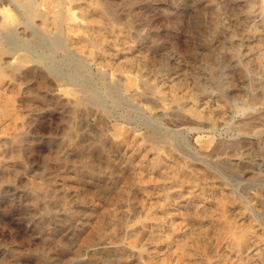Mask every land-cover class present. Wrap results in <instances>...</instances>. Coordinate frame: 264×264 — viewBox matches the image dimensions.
<instances>
[{"label":"rangeland","instance_id":"374dc122","mask_svg":"<svg viewBox=\"0 0 264 264\" xmlns=\"http://www.w3.org/2000/svg\"><path fill=\"white\" fill-rule=\"evenodd\" d=\"M18 2L0 0V264H264V0Z\"/></svg>","mask_w":264,"mask_h":264},{"label":"bare ground","instance_id":"6f19581e","mask_svg":"<svg viewBox=\"0 0 264 264\" xmlns=\"http://www.w3.org/2000/svg\"><path fill=\"white\" fill-rule=\"evenodd\" d=\"M47 1H48V0H47ZM88 1H89V0H88ZM93 1H94V0H93ZM49 2H50V1H49ZM52 2H53V1H52ZM62 2H63V1H62ZM76 2H77V1H76ZM99 2H100V1H99ZM0 4H1V3H0ZM12 4H13V6L16 5V4L14 5V3H12ZM18 4H19L21 7H23L25 10H27V12H29V11L32 12V11L36 8V6H37V0H19ZM58 4H59V3H58ZM70 5H71V4H70ZM87 5H88V4H87ZM89 5H90V4H89ZM20 6L16 5V7H20ZM58 6H59V5H58ZM90 6H92V5H90ZM99 6H100V5H99ZM11 7H12V6H11ZM51 7H52V6H51ZM7 8H8V7H7ZM23 8H22V9H23ZM41 8H42V7H41ZM79 8H80V7H79ZM86 8H88V7H86ZM92 8H93V7H92ZM99 8H100V7H99ZM10 9H11V8H10ZM32 9H33V10H32ZM88 9H89V8H88ZM12 10H13V9H12ZM7 11H8V9H7ZM14 11H15V10H14ZM20 11H21V9L19 10V12H20ZM65 11H66V10H65ZM89 11H90V10H89ZM91 11H92V10H91ZM95 11H96V10H95ZM99 11H100V10H99ZM17 12H18V11H17ZM17 12H16V13H17ZM23 12H24V10H23ZM84 12H85V11H84ZM6 13H7V12H6ZM23 14H24V13H23ZM26 14H27V13H26ZM52 14H53V13H52ZM56 14H57V13H56ZM64 14H65V13H63L62 15H64ZM90 14H91V13H90ZM94 14H95V13H94ZM104 14H105V13H104ZM109 14H110V13H109ZM10 15H11V14H10ZM18 15H19V14H18ZM92 15H93V13H92ZM19 16H20V15H19ZM29 16H30V15H29ZM82 16H83V15H82ZM115 16H116V15H115ZM76 17H77V15H76ZM87 17H88V15H87ZM97 17H98V15H97ZM93 18H94V17H93ZM100 18H101V17H100ZM7 19H8V18H7ZM47 19H49V18H47ZM66 19H67V18H66ZM78 19H79V18H78ZM111 19H112V18H111ZM23 20H24V19H23ZM44 20H45V19H44ZM104 20H105V19H104ZM17 21H18V19H17ZM46 21H47V20H46ZM48 21H49V20H48ZM4 22H5V21H4ZM98 22H99V21H98ZM107 22H108V21H107ZM114 22H115V21H114ZM20 23H22V22H20ZM46 23H47V22H46ZM82 23H83V22H82ZM51 24H52V23H51ZM115 24H116V23H115ZM41 25H42V24H41ZM49 25H50V24H49ZM70 25H72V24H70ZM110 25H111V24H110ZM52 26H53V25H52ZM13 27H14V26H13ZM19 27H20V26H19ZM89 27H90V26H89ZM92 27H93V26H92ZM7 28H8V27H7ZM50 28H51V27H50ZM13 29H14V28H13ZM52 29H53V28H52ZM92 29H93V28H92ZM95 29L97 30V28H95ZM95 29H94V30H95ZM100 29H101V27H100ZM94 30H93V31H94ZM108 30H109V29H108ZM110 30H111V29H110ZM10 31H11V30H10ZM71 31H72V30H71ZM103 31H105V30H103ZM103 31H102V32H103ZM106 31H107V30H106ZM115 31H116V30H115ZM74 32H75V31H74ZM120 32H121V31H120ZM46 33H47V32H46ZM83 33H84V32H83ZM105 34H106V33H105ZM110 34H111V33H110ZM123 34H124V33H123ZM82 35H84V34H82ZM106 35H107V34H106ZM103 36H104V35H103ZM103 36H102V37H103ZM107 36H108V35H107ZM128 36H129V35H128ZM256 36H257V35H256ZM258 36H259V35H258ZM260 36H261V35H260ZM100 37H101V36H100ZM102 37H101V38H102ZM104 37H105V36H104ZM116 37H117V35H116ZM11 39H12V38H11ZM113 39H114V38H113ZM119 40H120V39H119ZM124 40H126V39H124ZM124 40H123V41H124ZM96 41H97V40H96ZM115 41H116V40H115ZM11 42H12V41H11ZM73 42H75V41H73ZM121 42H122V41H121ZM80 43H81V41H80ZM114 43H115V42H114ZM88 44H89V43H88ZM88 44H87V45H88ZM92 44H93V43H92ZM104 44H105V43H104ZM111 44H112V43H111ZM115 44H116V43H115ZM90 45H91V44H90ZM119 45H120V43H119ZM119 45H118V46H119ZM126 45H127V44H126ZM121 46H122V45H121ZM96 47H97V46H96ZM124 47H125V46H124ZM128 47H129V46H128ZM97 48H98V47H97ZM107 48H108V47H107ZM94 49H95V48H94ZM112 49H113V48H112ZM91 50H93V48H91ZM124 50H125V49H124ZM107 51H108V50H107ZM107 51H106V52H107ZM18 52H19V51H18ZM108 52H109V51H108ZM0 53H1V52H0ZM19 53H20V52H19ZM23 53H24V52H23ZM25 53H26V52H25ZM117 53H118V52H117ZM129 53H130V52H129ZM21 54H22V53H21ZM21 54H19V55H21ZM97 54H98V53H97ZM130 54H131V53H130ZM2 55H3V54H2ZM2 55H1V56H2ZM23 55H24V54H23ZM26 55H27V54H26ZM128 55H129V54H128ZM5 56H6V55H5ZM100 56H102V55H100ZM112 56H113V55H112ZM124 56H125V55H124ZM124 56H123V57H124ZM2 57H3V56H2ZM8 57H9V56H8ZM0 58H1V57H0ZM99 58H100V57H99ZM128 58H130V57L128 56ZM128 58H127V59H128ZM19 59H20V58H19ZM95 59H96V58H95ZM110 59H112V58H110ZM132 59H133V58H132ZM21 60H22V59H21ZM92 60H93V59H92ZM101 60H102V59H101ZM113 60H114V59H113ZM262 60H264V59H262ZM14 61H16V60H14ZM19 61H20V60H19ZM27 61H28V60H27ZM108 61H109V59H108ZM2 62H3V61H2ZM21 63H22V62H21ZM130 63H131V62H130ZM1 65H2V64H1ZM3 66H4V65H3ZM3 66H2V67H3ZM7 66H9V64H8ZM5 68H6V67H5ZM5 68H4V69H5ZM18 70H19V69H18ZM28 70H29V69H28ZM32 70H33V69H32ZM127 70H128V69H127ZM127 70H126V71H127ZM19 71H20V70H19ZM19 71H18V72H19ZM30 71H31V70H30ZM3 72H4V71H3ZM4 73H5V72H4ZM2 74H3V73H2ZM13 74H14V73H13ZM7 75H8V74H7ZM16 75H17V74H16ZM28 75H29V74H28ZM10 76H11V75H10ZM10 76H8V77H10ZM31 76H32V74H31ZM34 76H35V75H34ZM129 76H130V74H129ZM123 77H125V76H123ZM15 78H16V77H15ZM27 78H28V77H27ZM38 78H39V77H38ZM127 80H128V79H127ZM0 81H2V80H0ZM136 81H137V80H136ZM136 81H135V82H136ZM4 83H5V82H4ZM31 85H32V84H31ZM9 86H10V85H9ZM19 86H20V84H19ZM132 86H133V85H132ZM21 87H22V86H21ZM9 88H10V87H9ZM13 88H14V87H13ZM19 88H20V87H19ZM15 89H16V88H15ZM24 89H25V88H24ZM156 89H157V88H156ZM0 90H1V89H0ZM4 90H5V89H3V91H4ZM12 90H14V89H12ZM22 90H23V89H22ZM151 90H152V89H151ZM157 90H158V89H157ZM3 91H1V92H3ZM20 91H21V90H20ZM154 91H155V90H154ZM133 93H134V91H133ZM155 93H156V92H155ZM163 93H165V92H163ZM3 94H5V93H3ZM8 94H9V93H8ZM8 94H7V95H8ZM173 94H175V93H173ZM20 95H21V94H20ZM158 95H159V94H158ZM167 95H168V94H167ZM159 96H160V95H159ZM188 96H189V95H188ZM0 97H1V96H0ZM6 97L8 98V96H6ZM9 97H11V96H9ZM138 97H139V96H138ZM174 97H175V96H174ZM4 98H5V97H4ZM23 98H24V97H23ZM51 98H52V97H51ZM14 99H15V98H14ZM28 99H29V98H28ZM3 100H4V99H3ZM3 100L0 101V104H1V102H2L1 105H3V103H4ZM8 100H9V99H8ZM8 100H7V102H8ZM15 100H16V99H15ZM20 100H21V99H20ZM22 100H23V99H22ZM52 100H53V99H52ZM56 100H57V99H56ZM5 101H6V100H5ZM23 101H24V100H23ZM161 102H162V101H161ZM10 103H11V101H10ZM12 103H13V102H12ZM157 103H158V102H157ZM177 103H178V102H177ZM185 103H187V101H186ZM7 104L9 105V103H7ZM15 104H16V103H15ZM178 104H179V103H178ZM1 105H0V106H1ZM161 105H162V104H161ZM209 105H210V103H209ZM3 106H4V108H5V106H7V105H6V102H5V105H3ZM159 106H160V104H159ZM163 106H165V105H163ZM163 106H162V107H163ZM176 106H177V105H176ZM215 107H216V106H215ZM217 107H218V106H217ZM2 108H3V107H2ZM2 108H1V109H2ZM7 108H8V107H7ZM7 108H6V109H7ZM11 108H14V107H11ZM11 108H10L9 110H11ZM20 108H21V107H20ZM177 108H178V106H177ZM211 108H212V107H211ZM213 108H214V107H213ZM174 109H175V108H174ZM207 109H208V108H207ZM2 110H4V109H2ZM13 110H14V109H13ZM15 111H16V110H15ZM18 111H19V110H18ZM71 111H72V110H71ZM71 111H70V112H71ZM185 111H186V110H185ZM7 112H8V110H7ZM12 112H13V111H12ZM21 112H22V111H20L19 113H21ZM29 112H30V111H29ZM31 112H32V111H31ZM64 112H65V111H64ZM217 112H218V111H217ZM8 113H10V112H8ZM19 113H18V114H19ZM175 113H176V112H175ZM3 114H5V113H3ZM170 114H171V113H170ZM179 114H180V113H179ZM185 114H186V113H185ZM220 114H222V113H220ZM9 115L12 117V118L10 117L11 119L14 118V117L12 116V114H9ZM14 116H16V115H14ZM181 116H182V115H181ZM183 116H184V115H183ZM197 116H199V115H197ZM217 116H218V115H217ZM17 117H18V115H17ZM176 117H177V116H176ZM10 118H9V119H10ZM22 118H23V117H22ZM22 118H21V119H22ZM186 118L188 119V117H186ZM6 119H7V118H6ZM18 119H20V118L18 117ZM7 120H8V119H7ZM17 121H18V120H17ZM188 121H190V120H188ZM8 122H9V121H8ZM13 122H14V121H13ZM15 122H16V121H15ZM6 123H7V122H6ZM6 123H5V124H6ZM10 123H11V126H12V121H11ZM17 123H18V122H17ZM20 123H21V122H20ZM250 123H251V122H250ZM3 124H4V122H3ZM13 124H14V123H13ZM195 124H196V123H195ZM17 125H18V124H17ZM182 125H183V124H182ZM0 126H1V125H0ZM14 126H15V125H14ZM20 126H21V125H20ZM200 126H202V124H200ZM12 127H13V126H12ZM12 127H11V128H12ZM15 127H16V126H15ZM17 127H18V126H17ZM19 128H20V127H19ZM9 129H10V128H9ZM0 130H1V129H0ZM2 130H3V129H2ZM11 130H12V129H11ZM20 130H21V129H20ZM72 130H74V129H72ZM0 132H1V131H0ZM6 132H7V131H6ZM19 132H20V131H19ZM23 132H24V131H23ZM70 132H71V131H70ZM13 133H14V129H13ZM20 133H21V132H20ZM0 134L5 135L4 132H2V133H0ZM17 134H18V133H17ZM133 137H134V136H133ZM4 138H5V137H4ZM10 138H11V137H10ZM112 139H113V137H112ZM9 140H10V139H9ZM19 140H20V139H19ZM19 140H18V141H19ZM117 140H118V139H117ZM123 141H124V140H123ZM11 142H12V141H11ZM3 143H4V142H3ZM5 143H6V142H5ZM5 143H4V144H5ZM7 143H8V142H7ZM9 143H10V142H9ZM9 143H8V144H9ZM68 143H69V142H68ZM1 145H2V144H1ZM73 145H74V144H73ZM115 145H116V144H115ZM134 145H135V144H134ZM10 146H12V145H10ZM67 146H68V145H67ZM99 146H100V145H99ZM16 147H17V146H16ZM130 147H131V146H130ZM144 147H145V146H144ZM17 148H18V147H17ZM67 148H68V147H67ZM67 148H66V149H67ZM101 148H102V147H101ZM137 148H139V147H137ZM165 148H166V147H165ZM20 149H21V148H20ZM121 149H122V148H121ZM124 149H125V148H124ZM170 149H171V148H170ZM77 150H78V149H77ZM140 150H141V149H140ZM155 150H156V149H155ZM0 151H1V150H0ZM102 151H103V150H102ZM118 151H119V150H118ZM127 151H128V150H127ZM145 151H146V149H145ZM170 151H171V150H170ZM3 152H4V151H3ZM66 152H67V151H66ZM69 152H70V151H69ZM93 152H94V150H93ZM135 152H136V151H135ZM148 152H149V151H148ZM156 152H157V150H156ZM163 152H164V151H163ZM166 152H167V151H166ZM171 152H172V151H171ZM153 153H154V152H153ZM153 153H152V154H153ZM167 153H168V152H167ZM150 154H151V153H150ZM163 154H164V153H163ZM169 154H170V153H169ZM74 155H75V154H74ZM101 155H102V154H101ZM155 155H156V154H155ZM102 156H103V155H102ZM140 156H141V155H140ZM148 156H149V154H148ZM174 157H175V155H174ZM107 158H108V157H107ZM132 158H133V157H132ZM171 158H172V157H171ZM176 158H177V157H176ZM180 158H181V157H180ZM160 159H161V158H160ZM164 159H165V158H164ZM178 159H179V158H178ZM132 160H133V159H132ZM182 160H183V159H182ZM185 160H187V159H185ZM148 161H149V160H148ZM162 161H163V158H162ZM171 161H172V160H171ZM179 161H180V160H179ZM145 162H146V161H145ZM158 162H159V161H158ZM166 162H167V161H166ZM171 163H172V162H171ZM189 163H190V162H189ZM125 164H126V163H125ZM127 164H128V163H127ZM149 164H150V163H149ZM141 165H142V164H140L139 166L141 167ZM143 165H144V164H143ZM143 165H142V166H143ZM147 165H148V164H147ZM155 165H156V164H154V166H155ZM161 165H162V164H161ZM183 165H184V164H183ZM193 165H194V164H193ZM145 166H146V165H145ZM163 166H165V165H163ZM166 166H167V165H166ZM172 166H173V165H172ZM3 167H4V166H3ZM149 167L151 168L150 165H149ZM149 167H146V168H149ZM175 167H176V166H175ZM194 167H195V166H194ZM124 168H125V167H124ZM157 168H158V167H157ZM176 168H177V167H176ZM180 168H181V167H180ZM184 168H185V167H184ZM201 168H202V167H201ZM155 169H156V168H155ZM181 169H182V168H181ZM193 169H194V168H193ZM198 169H199V168H198ZM138 170H139V169H138ZM147 170H148V169H147ZM152 170H153V168H152ZM158 170H159V169H158ZM183 170H184V169H183ZM183 170H182V171H183ZM141 171H143V170H141ZM161 171H162V170H161ZM169 171H171V170H169ZM148 172H149V171H148ZM183 172H185V171H183ZM187 172H188V171H187ZM143 173H144V172H143ZM153 173H154V172H153ZM176 173L178 174V172H176ZM176 173H175V174H176ZM185 173H186V172H185ZM155 174H156V173H155ZM157 174H158V173H157ZM186 174H188V173H186ZM159 175H160V174H159ZM178 176H179V175H178ZM189 176H190V175H189ZM205 176L207 177L208 175L205 174ZM144 177H145V176H144ZM161 177H162V176H161ZM161 177H160V178H161ZM184 177H186V176H184ZM195 177H196V175H195ZM215 177H216V176H215ZM190 178H191V177H190ZM211 178H213V177H211ZM165 179H166V178H165ZM192 179H193V176H192ZM192 179H191V180H192ZM138 180H139V179H138ZM192 181H193V180H192ZM196 181H197V180H196ZM196 181H194V182L196 183ZM175 182H176V181H175ZM179 182H180V181H179ZM197 182H198V181H197ZM185 183H186V182H185ZM199 183H200V182H199ZM196 184H197V183H196ZM211 184H212V183H211ZM211 184H210V185H211ZM168 185H169V184H168ZM168 185H167V186H168ZM174 185H175V184H174ZM222 185H223V184H222ZM157 186H159V185H157ZM165 186H166V185H165ZM178 186H179V185H178ZM171 187H172V186H171ZM184 187H185V186H184ZM199 187H200V185H199ZM139 188H141V187H139ZM143 188H144V187H143ZM188 188H189V186H188ZM164 189H165V188H164ZM166 189H167V188H166ZM169 189H170V188H169ZM190 189H191V188H190ZM200 189H201V188H200ZM210 191H212V190H210ZM213 191H214V190H213ZM213 191H212V192H213ZM215 191H216V190H215ZM177 192H178V191H177ZM200 192H201V191H200ZM207 192H208V191H207ZM218 192H219V190H218ZM220 192H221V191H220ZM220 192H219V193H220ZM174 193H175V192H174ZM195 193H196V192H195ZM213 193H214V192H213ZM215 193H216V192H215ZM222 193H223V192H222ZM207 194H208V193H207ZM211 194H212V193H211ZM211 194H210V195H211ZM187 195H188V194H187ZM221 195H222V194H221ZM178 196H179V195H178ZM178 196H177V197H178ZM200 196H201V195H200ZM200 196H199V197H200ZM164 197H165V196H164ZM170 197H171V196H170ZM180 197H181V196H180ZM180 197H179V198H180ZM182 197H183V195H182ZM196 197H198V196H196ZM207 197H208V196H207ZM165 198H166V197H165ZM201 198H202V197H201ZM204 198H205V197H204ZM180 199H181V198H180ZM211 199H212V198H211ZM221 199H222V198H221ZM224 199H225V198H224ZM188 200H189V199H188ZM191 200H192V199H191ZM225 200H226V199H225ZM229 200H230V199H229ZM232 201H233V200H232ZM184 202H185V201H184ZM184 202H183V203H184ZM187 202H189V201H187ZM197 202H198V201H197ZM203 202H204V201H203ZM207 202H208V201H207ZM201 203H202V202H201ZM213 203H215V202H213ZM230 203H231V202H230ZM186 204H187V203H186ZM179 205H180V204H179ZM206 205H207V204H206ZM212 205H213V204H212ZM217 205H218V204H217ZM233 205H234V204H233ZM181 206H182V205H181ZM193 206H194V205H193ZM193 206H192V207H193ZM205 207H206V206H205ZM213 207H215V206H213ZM234 207H235V206H234ZM247 207H248V206H247ZM177 208H178V207H177ZM187 208H188V207H187ZM238 208H239V207H238ZM198 209H199V208H198ZM210 209H211V208H210ZM247 209H249V207H248ZM164 210H166V209H164ZM156 211H157V210H156ZM211 211H213V210H211ZM246 211H247V210H246ZM167 212H168V211H167ZM178 212H179V211H178ZM206 213H207V212H206ZM250 213H251V211H250ZM153 215H154V214H153ZM156 215H157V214H156ZM161 216H162V215H161ZM164 216H165V215H164ZM183 216H184V215H183ZM230 216H232V215H230ZM143 217H144V216H143ZM220 218H222V217H220ZM78 219H79V218H78ZM141 219H142V218H141ZM222 219H223V218H222ZM243 219H244V218H243ZM171 220H172V219H171ZM175 220H176V219H175ZM188 220H189V219H188ZM215 220H216V219H215ZM215 220H214V221H215ZM225 220H226V219H225ZM92 221H93V219H92ZM168 221H169V220H168ZM173 221H174V220H173ZM178 221H179V220H178ZM183 221H185V220H183ZM242 221H243V220H242ZM162 222H163V221H162ZM193 223H194V222H193ZM195 223H196V221H195ZM197 223H198V222H197ZM201 223H202V221H201ZM208 223H209V222H208ZM215 223H216V222H215ZM239 223H240V222H239ZM241 223H242V222H241ZM158 224H159V223H158ZM167 224H169V223H167ZM221 224H222V223H221ZM237 224H238V223H237ZM150 225H151V224H150ZM153 225H155V224L153 223ZM153 225H152V226H153ZM171 225H172V224H171ZM188 225H189V224H188ZM197 225H198V224H197ZM201 225H202V224H201ZM209 225H210V224H209ZM213 225H214V224H213ZM156 226H157V225H156ZM166 226H167V225H166ZM166 226H165V228H166ZM203 226H204V225H203ZM211 226H212V225H211ZM228 226H229V225H228ZM72 227H73V226H72ZM170 227H171V226H170ZM184 227H185V226H184ZM252 227H253V226H252ZM252 227H251V228H252ZM158 228H159V227H158ZM171 228H172V227H171ZM203 228H204V227H203ZM209 228H211V227H209ZM215 228H216V227H215ZM221 228H222V227H221ZM243 228H244V227H243ZM127 230H128V229H127ZM127 230H126V231H127ZM151 230H152V229H151ZM219 230H220V229H219ZM253 230H254V229H253ZM255 230H258V229L255 228ZM144 231H145V230H144ZM147 231H148V230H147ZM153 231H154V230H153ZM161 231H162V230H161ZM161 231H160V232H161ZM181 231H182V230H181ZM211 231H212V230H211ZM229 231H230V230H229ZM76 232H77V231H76ZM160 232H159V233H160ZM165 232H166V231H165ZM167 232H168V231H167ZM212 232H213V231H212ZM212 232H211V233H212ZM223 232H224V231H223ZM186 233H187V232H186ZM190 233H191V232H190ZM190 233H189V234H190ZM197 233H198V232H197ZM240 233H241V232H240ZM184 234H185V233H184ZM208 234H209V233H208ZM242 234H243V233H242ZM244 234H246V233L244 232ZM248 234H249V233H248ZM262 234L264 235V233H262ZM83 235H84V234H83ZM149 235H150V234H149ZM163 235H164V234H163ZM187 235H188V234H187ZM187 235H186V236H187ZM214 235H215V234H214ZM222 235H223V233H222ZM229 235H230V234H229ZM188 236H189V235H188ZM205 236H206V235H205ZM205 236H204V237H205ZM210 236H211V235H210ZM148 237H149V236H148ZM151 237H153V236H151ZM154 237H155V236H154ZM254 237H255V236H254ZM149 238H150V237H149ZM176 238H177V237H176ZM239 238H240V237H239ZM115 239H116V238H115ZM227 239H228V238H227ZM251 239H253V238H251ZM116 241H117V240H116ZM207 241H208V240H207ZM229 241H230V239H229ZM255 241H257V240H255ZM255 241H254V242H255ZM258 241H259V240H258ZM126 242H127V241H126ZM135 242H136V241H135ZM209 242H210V241H209ZM213 242H214V241H213ZM127 243H128V242H127ZM179 243H180V242H179ZM124 244H125V243H124ZM131 244H132V243H131ZM133 244H134V243H133ZM174 244H175V243H174ZM223 244H224V243H223ZM223 244H222V245H223ZM249 244H250V243H249ZM211 245H212V242H211ZM222 245H221V246H222ZM226 245H227V244H226ZM246 245H247V244H246ZM130 246H131V245H130ZM139 246H140V245H139ZM208 247H209V246H208ZM224 247H225V246H224ZM229 247H230V246H229ZM250 247H252V246H250ZM187 248H188V247H187ZM200 248H201V247H200ZM210 248H211V247H210ZM242 248H243V247H242ZM125 249H126V248H125ZM222 249H223V248H222ZM224 249H225V248H224ZM230 249H231V248H230ZM259 249H260V248H259ZM167 250H168V249H167ZM208 250H209V249H208ZM214 250H215V249H214ZM247 250H248V249H247ZM249 250H250V249H249ZM189 251H190V250H189ZM193 251H194V250H193ZM223 251H224V250H223ZM233 251H234V250H233ZM251 251H252V250H251ZM260 251H261V250H260ZM213 252H215V251H213ZM237 252H238V251H237ZM252 252H253V251H252ZM255 252H258V251H255ZM255 252H254V253H255ZM130 253H131V252H130ZM190 253H191V252H190ZM200 253H201V252H200ZM226 253H227V252H226ZM238 253H239V252H238ZM245 253H246V252H245ZM192 254L194 255V253H192ZM212 254H213V253H212ZM214 254H215V253H214ZM218 254H219V253H218ZM255 254H257V253H255ZM196 255H197V254H196ZM253 255H254V254H253ZM253 255H252V256H253ZM85 256H86V255H85ZM119 256H120V255H119ZM129 256H130V255H129ZM129 256H128V257H129ZM134 256H136V255H134ZM137 256H138V255H137ZM137 256H136V257H137ZM197 256H199V255H197ZM214 256H215V255H214ZM232 256H233V255H232ZM236 256H237V255H236ZM239 256H240V255H239ZM250 256H251V255H250ZM132 257H133V256H132ZM142 257H143V256H142ZM221 257H222V256H221ZM233 257H234V256H233ZM247 257H249V256H247ZM258 257H260V256H258ZM258 257H257V258H258ZM137 258H138V257H137ZM219 258H220V257H219ZM244 258H245V257H244ZM261 258H262V257H261ZM134 259H135V258H134ZM138 259H139V258H138ZM143 259H144V258H143ZM143 259H142V260H143ZM201 259H202V258H201ZM221 259H222V258H221ZM249 259H251V258H249ZM199 260H200V258H199ZM240 260H241V259H240ZM259 260H260V259H259ZM229 261H230V260H229ZM250 261H251V260H250ZM250 261H249L248 263H250ZM132 262H134V261H132ZM189 262H190V261H189ZM219 262H220V261H219ZM255 262H257V261H255ZM263 262H264V261H263ZM172 263H173V262H172ZM213 263H214V262H213ZM221 263H222V262H221ZM235 263H236V262H235ZM211 264H212V263H211ZM261 264H262V263H261Z\"/></svg>","mask_w":264,"mask_h":264}]
</instances>
